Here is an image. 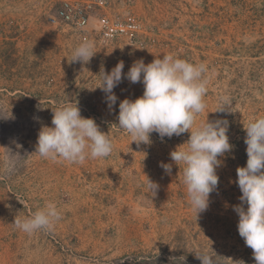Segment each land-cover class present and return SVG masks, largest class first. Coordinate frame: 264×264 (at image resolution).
Listing matches in <instances>:
<instances>
[{
    "label": "rangeland",
    "instance_id": "374dc122",
    "mask_svg": "<svg viewBox=\"0 0 264 264\" xmlns=\"http://www.w3.org/2000/svg\"><path fill=\"white\" fill-rule=\"evenodd\" d=\"M62 1L0 0V264H173L182 256V264H202L195 254L205 251L217 264H256L233 206L242 195L236 169L247 162L244 126L264 117V0H106V14L135 17L143 33L134 44L95 36L86 64L71 61L79 43L50 24ZM163 54L207 68L206 109L194 127L228 121L232 150L218 157L217 189L198 216L183 165L170 158L190 132L163 140L154 132L137 146L114 125L119 103L141 97L143 84L122 75L112 108L98 88L101 68L110 73L123 61L126 74L135 61L147 65ZM221 96L230 111L216 112ZM67 100L109 135V157L70 164L34 154L39 131L53 127V111ZM161 163L172 165L171 174ZM147 178L158 185L153 198ZM48 202L61 214L52 230L28 235L12 226Z\"/></svg>",
    "mask_w": 264,
    "mask_h": 264
},
{
    "label": "clouds",
    "instance_id": "9594fccd",
    "mask_svg": "<svg viewBox=\"0 0 264 264\" xmlns=\"http://www.w3.org/2000/svg\"><path fill=\"white\" fill-rule=\"evenodd\" d=\"M94 48V41H82L73 49L71 61L86 64L94 56ZM123 68L124 63L120 61L110 73L101 68L98 76L101 84L98 88L106 94L109 108L116 104L113 89L121 83L122 75L133 84L142 83L144 91L134 101L124 99L119 103L118 125L114 126L127 133L137 146L150 144V134L154 132L162 140L190 132L188 141L170 152V158L176 165H183L182 182L190 207L198 216L207 210L209 196L217 189L216 169L222 163L218 157L232 150L226 119L206 120L194 127L196 116L206 109L205 64H193L173 54H163L162 59L157 57L147 65L142 59L135 61L126 74ZM219 104L216 112L229 110L230 98L221 96ZM77 105L78 102L67 100L52 110L53 127L43 126L39 131L35 155L70 164H83L87 159L111 155L113 143L109 135L100 131L94 119L82 117ZM244 129L247 162L245 167L236 169L235 183L242 195L239 197L241 203L233 206V210L239 217L240 237L252 249L256 264H264V117L249 122ZM160 167L171 174V164L161 163ZM145 190L153 198L158 185L147 178ZM244 205H247L246 210ZM60 219L57 205L48 202L30 217L16 216L12 226L31 235L40 230H52ZM195 255L202 264H217V259L206 251ZM215 257L220 258L216 254ZM184 259L183 256L179 261L173 258V264H182ZM231 262L244 264L242 260Z\"/></svg>",
    "mask_w": 264,
    "mask_h": 264
},
{
    "label": "built area",
    "instance_id": "2783aa9c",
    "mask_svg": "<svg viewBox=\"0 0 264 264\" xmlns=\"http://www.w3.org/2000/svg\"><path fill=\"white\" fill-rule=\"evenodd\" d=\"M106 0H64L57 14L51 17L52 26L58 35L81 43L98 37L105 42L126 41L134 44L143 33L141 23L135 17L121 19L105 13ZM97 27H91V22Z\"/></svg>",
    "mask_w": 264,
    "mask_h": 264
}]
</instances>
